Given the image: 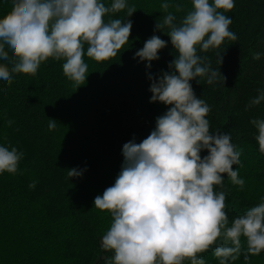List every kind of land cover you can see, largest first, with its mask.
I'll list each match as a JSON object with an SVG mask.
<instances>
[{
    "label": "trees",
    "instance_id": "trees-1",
    "mask_svg": "<svg viewBox=\"0 0 264 264\" xmlns=\"http://www.w3.org/2000/svg\"><path fill=\"white\" fill-rule=\"evenodd\" d=\"M101 2L108 7L113 0ZM164 2L183 6L182 12L169 9L178 25L193 10L192 0H126L128 6L137 9L131 17L127 9L105 15V22L132 21L129 41L116 57L102 62L87 56L85 44L87 80L79 88L64 75L63 59L42 62L34 76L13 73L11 85L0 80V146L9 150L15 147L24 153L15 174H0V264H101L114 256V251L101 246L113 218L110 212L95 208L94 200L114 185L121 172L123 145L133 139L142 142L156 128L157 117L171 107L150 102L153 93L149 90V74L158 79L163 72H171L169 63L178 55L168 29H155L166 15L161 9ZM234 3L232 10L218 11L232 19L229 30L238 39H225L219 49L206 53L198 47V55L208 56L225 81L212 85L202 78L190 81L195 95L210 106L205 117L210 132L229 133L241 153L240 164L233 165V169L245 180L243 189L233 185L227 174H223L222 187L214 186L216 192L226 193L224 210L229 226L248 209L264 202V153L255 139L258 130L251 123L253 119H264V101L249 107L260 94L258 90H264V0ZM12 6L13 0H0V18ZM153 35L167 45L159 50L160 58L152 61L149 69L147 61L134 55ZM5 51L10 58L14 55L7 45ZM217 52L223 55L221 65L216 63ZM257 52L261 58L254 60ZM3 63L8 62L0 60ZM51 119L57 126L49 131ZM207 154V150L201 151L202 158ZM72 168L82 171V175L69 177ZM33 181L35 187L30 188ZM221 239L198 253L205 264H219L215 255L208 256ZM240 239L241 254L228 264H264L263 250L244 259L246 237ZM184 264L191 261L185 260Z\"/></svg>",
    "mask_w": 264,
    "mask_h": 264
},
{
    "label": "clouds",
    "instance_id": "clouds-1",
    "mask_svg": "<svg viewBox=\"0 0 264 264\" xmlns=\"http://www.w3.org/2000/svg\"><path fill=\"white\" fill-rule=\"evenodd\" d=\"M193 10L175 23L177 17L169 11H184L181 4H161L166 13L155 25L157 31L165 27L177 50V57L169 63L171 72H163L152 80L150 102H162L171 107L157 117L156 128L142 142L135 139L123 145L124 163L113 186L106 188L94 200L95 208L111 213L112 223L102 237V248L114 251L108 264H205L198 253L207 251L218 238L214 250L219 264L235 261L241 254V236L246 237L247 254L264 250V202L248 209L229 226L226 193L216 192L214 186H223L224 175L233 185L243 189L245 180L233 165L240 164L241 153L231 142V135L217 130L210 132L205 117L210 106L198 98L191 80L205 79L208 85L225 81L219 67L214 68L202 52L219 49L225 39L236 41L229 30L232 19L221 11L232 10L234 0H192ZM127 9L131 17L137 10L126 0H113L106 7L101 0H13L11 10L0 18V80L9 85L13 73L36 75L42 62L53 58L64 60L63 73L74 85L85 84L87 56L97 62L116 57L129 41L133 23L130 19L105 22L109 13ZM14 53L10 58L5 46ZM167 42L157 35L149 38L134 58L151 62L158 60L159 50ZM261 53L253 55L259 60ZM218 65L223 55L217 52ZM8 64L12 67L9 68ZM201 79L198 80V83ZM250 101L259 105L264 101V90ZM258 130L255 139L264 153V119H253ZM12 121H8L11 126ZM51 119L49 131L56 128ZM208 154L201 157V151ZM24 153L17 148L0 146V174H15ZM82 171L72 168L69 177H78ZM36 181L29 185L34 188Z\"/></svg>",
    "mask_w": 264,
    "mask_h": 264
},
{
    "label": "rangeland",
    "instance_id": "rangeland-1",
    "mask_svg": "<svg viewBox=\"0 0 264 264\" xmlns=\"http://www.w3.org/2000/svg\"><path fill=\"white\" fill-rule=\"evenodd\" d=\"M8 91H12V89L10 88V89H8ZM251 160H253V157L251 158ZM237 165H235V167H236ZM234 167V168H235ZM263 253H264V250H263ZM210 255L208 256V257H212V256H214V253H209ZM112 257L110 256V257H107V259L104 261V263H101V264H108V261L111 259ZM203 259V258H202Z\"/></svg>",
    "mask_w": 264,
    "mask_h": 264
}]
</instances>
